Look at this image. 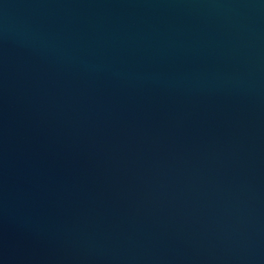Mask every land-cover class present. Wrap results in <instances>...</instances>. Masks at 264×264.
Wrapping results in <instances>:
<instances>
[{
  "label": "water",
  "instance_id": "water-1",
  "mask_svg": "<svg viewBox=\"0 0 264 264\" xmlns=\"http://www.w3.org/2000/svg\"><path fill=\"white\" fill-rule=\"evenodd\" d=\"M0 264H264V0H0Z\"/></svg>",
  "mask_w": 264,
  "mask_h": 264
}]
</instances>
